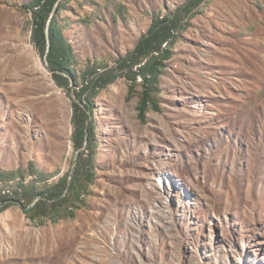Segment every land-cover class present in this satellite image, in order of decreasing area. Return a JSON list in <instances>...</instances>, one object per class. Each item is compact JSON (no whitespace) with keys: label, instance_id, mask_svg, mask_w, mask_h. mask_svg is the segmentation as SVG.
Listing matches in <instances>:
<instances>
[{"label":"rangeland","instance_id":"obj_1","mask_svg":"<svg viewBox=\"0 0 264 264\" xmlns=\"http://www.w3.org/2000/svg\"><path fill=\"white\" fill-rule=\"evenodd\" d=\"M31 1L0 0V169L36 179L31 162L48 182L72 173L89 142L75 146L74 105L91 101L95 180L75 218L1 211L0 264H264V0L180 12L145 120L141 75L93 93L84 72L116 67L189 0H62L67 85L32 39ZM0 189L17 196L12 182Z\"/></svg>","mask_w":264,"mask_h":264},{"label":"trees","instance_id":"obj_2","mask_svg":"<svg viewBox=\"0 0 264 264\" xmlns=\"http://www.w3.org/2000/svg\"><path fill=\"white\" fill-rule=\"evenodd\" d=\"M204 1L189 0L173 15L156 19L148 32L139 39L135 48L122 57L116 67L105 69L102 72H99L97 67H88L84 72V84L81 91L90 89L95 93L120 74L128 75L134 81L138 75H141L144 89L138 109L140 118L145 120L150 107L159 108V101L153 93L159 91V78L165 65L164 60L170 54V50L163 47V44L168 43L174 33L183 27L180 12L184 10L192 12ZM64 4L62 0H32L27 5L33 15L32 39L41 53L47 56L50 67L54 71L53 76L61 85L69 84V77L63 72L75 74L72 67L73 46L67 41L56 19V15ZM135 66L137 69H134ZM74 106L75 146L77 150H80L84 147L85 141L89 142L84 149L78 152L73 172L64 174L56 182H48L43 178L42 171L34 169L31 162L29 170L36 173V179L26 180L23 175L18 180L9 179L4 175L6 171L0 169V180L12 182L17 193V196L13 197L11 195L14 190L0 189V212L9 205L18 203L26 216L36 224L44 223L48 219L53 223H58L64 218H75L77 209L86 204L85 195L95 180L94 159L91 151L94 123L91 115L88 114L91 101H88L84 107L77 102ZM86 149L89 152H86Z\"/></svg>","mask_w":264,"mask_h":264}]
</instances>
